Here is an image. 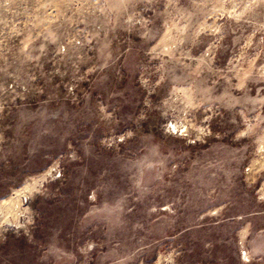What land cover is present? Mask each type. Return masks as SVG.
Here are the masks:
<instances>
[{"label": "rangeland", "instance_id": "obj_1", "mask_svg": "<svg viewBox=\"0 0 264 264\" xmlns=\"http://www.w3.org/2000/svg\"><path fill=\"white\" fill-rule=\"evenodd\" d=\"M0 264H264V0H0Z\"/></svg>", "mask_w": 264, "mask_h": 264}]
</instances>
